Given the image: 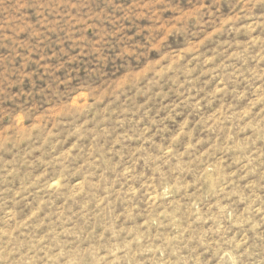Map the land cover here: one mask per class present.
I'll return each mask as SVG.
<instances>
[{
	"label": "rangeland",
	"instance_id": "1",
	"mask_svg": "<svg viewBox=\"0 0 264 264\" xmlns=\"http://www.w3.org/2000/svg\"><path fill=\"white\" fill-rule=\"evenodd\" d=\"M0 264H264V0H0Z\"/></svg>",
	"mask_w": 264,
	"mask_h": 264
}]
</instances>
